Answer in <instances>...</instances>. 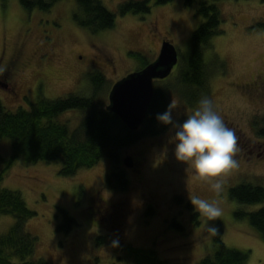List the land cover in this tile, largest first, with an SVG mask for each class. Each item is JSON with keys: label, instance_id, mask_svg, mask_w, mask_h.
Masks as SVG:
<instances>
[{"label": "rangeland", "instance_id": "1", "mask_svg": "<svg viewBox=\"0 0 264 264\" xmlns=\"http://www.w3.org/2000/svg\"><path fill=\"white\" fill-rule=\"evenodd\" d=\"M101 1L118 12L128 0ZM208 1L218 5L224 21L220 25L223 32L211 39V48L205 51L212 71L211 91L206 96L214 101L225 124L235 130L239 149L235 157L239 167L226 177L223 191L217 194L208 184L191 179L188 165L175 157L171 127L122 149L119 168L129 179L122 191L107 185L113 170L108 157L65 177L59 173V164L28 163L21 156L8 166L0 188L19 191L36 212L26 226L38 237L35 257L49 264H114L122 246L132 245L156 251L165 264H198L216 250L215 236L206 231L210 224L223 231L222 240L228 247L249 252L248 264H264L263 236L248 218L236 216L238 210L250 212L263 204H241L229 193L244 181L264 186V0ZM151 6L148 13L118 14L113 28L92 33L74 19L76 0H61L49 10L29 9L21 0H0V68L13 64L12 85L0 87L2 103L16 110L29 108L41 97L89 96L90 76L100 72L107 91L99 99L106 105L114 83L142 67L131 52L151 62L164 40L178 49L175 72L188 60L192 34L203 21L198 3L156 4L152 0ZM173 78L157 85L168 87ZM0 81H5L1 74ZM170 99L177 105L174 121L183 123L196 106L186 105L174 89ZM84 115L77 109L68 110L56 120L75 128ZM11 156L10 140L0 139V171ZM126 156L134 158V167L123 163ZM190 195L218 201L222 216L207 221L198 215L197 224L192 217L194 208L188 206ZM108 206L113 210L109 214ZM151 207L153 212H148ZM60 209L77 221L68 232L61 228L65 220ZM112 216L121 222L119 233L110 227ZM14 223L13 216H1L0 234ZM100 237H105L101 243ZM114 240L119 242L117 247H113Z\"/></svg>", "mask_w": 264, "mask_h": 264}, {"label": "trees", "instance_id": "2", "mask_svg": "<svg viewBox=\"0 0 264 264\" xmlns=\"http://www.w3.org/2000/svg\"><path fill=\"white\" fill-rule=\"evenodd\" d=\"M61 0H21L29 9L39 8L49 10ZM173 0H155L156 4H167ZM78 9L74 13L76 22L92 33L113 28L118 14L148 13L151 11L152 0H128L121 3L118 12L109 10L101 0H76ZM198 3L197 12L203 17L201 24L191 37V52L188 60L180 65L167 79L154 82V95L143 124L137 130L129 129L121 118L109 111L100 94L106 93L107 81L104 74L97 72L90 76L92 91L89 96L74 93L64 97L49 100L39 98L29 108L18 107L10 110L0 99V139L10 140L12 156L8 164L0 171V184L4 180L8 166L19 157L28 163L40 161L56 163L61 166L59 173L65 177L74 176L80 169L93 167L103 157H108L113 170L107 178V185L112 189L126 190L129 179L125 171L119 168L122 162V149L131 146L144 137L159 136L169 130L171 125H165L156 119L158 113H163L171 102V89L177 91L180 99L190 107H195L202 96L211 91L212 71L205 60V51L211 48V39L223 32L220 29L224 16L214 2L208 0H186L192 6ZM145 67L149 61L138 52H131ZM140 68V69H141ZM174 77L168 87L157 85ZM106 90V91H105ZM85 112L75 128L69 123L56 120L68 110ZM263 131V130H262ZM261 131V132H262ZM230 197L241 204L263 205L257 210L246 212L238 210V218H248L264 238V186L248 181L230 189ZM182 200L181 197H178ZM190 208H194L188 202ZM65 220L61 227L67 232L77 223L68 211L60 209ZM148 212H153L152 207ZM11 215L15 223L8 232L0 234V264H49L45 258L35 257L39 244L38 237L30 233L27 222L36 216L19 191L0 188V217ZM199 213L194 212L193 220ZM180 229L183 226L174 221ZM222 230L215 235L216 250L205 256L198 264H248L249 252L228 247L222 240ZM105 237H100L103 242ZM114 264H165L157 252L152 249L125 245Z\"/></svg>", "mask_w": 264, "mask_h": 264}, {"label": "clouds", "instance_id": "3", "mask_svg": "<svg viewBox=\"0 0 264 264\" xmlns=\"http://www.w3.org/2000/svg\"><path fill=\"white\" fill-rule=\"evenodd\" d=\"M176 108L175 100H171L167 109L156 115V119L171 125L170 130H174L171 140L175 143V157L178 162L188 165L187 170L192 171L191 179L208 184L212 191L219 194L223 191L226 177L239 167L235 159L239 151L236 132L225 124L215 109L214 101L208 96L199 99L183 123L173 119ZM189 199L194 211L207 221H216L223 214L218 201L209 202L195 195H190ZM206 231L215 236L219 228L208 224ZM118 244V240L113 241V247Z\"/></svg>", "mask_w": 264, "mask_h": 264}, {"label": "water", "instance_id": "4", "mask_svg": "<svg viewBox=\"0 0 264 264\" xmlns=\"http://www.w3.org/2000/svg\"><path fill=\"white\" fill-rule=\"evenodd\" d=\"M178 61V49L171 41L164 40L155 60L114 83L106 108L116 113L129 129H139L154 95V81L169 77ZM123 163L133 167V157L126 156Z\"/></svg>", "mask_w": 264, "mask_h": 264}, {"label": "flooded vegetation", "instance_id": "5", "mask_svg": "<svg viewBox=\"0 0 264 264\" xmlns=\"http://www.w3.org/2000/svg\"><path fill=\"white\" fill-rule=\"evenodd\" d=\"M12 67H13V64H12V66H11V64L10 65H8V66H6V67H3V68H0V74L4 77V79H5V81H3V82H1L0 81V87L3 89V88H10V86L12 85V83H13V72H12ZM134 159V158H133ZM134 167V166H133ZM91 202H92V200H91ZM111 206V205H110ZM110 206H108L109 207V210L108 209H106V210H108V214H109V212L110 211H112L113 212V210L110 208ZM112 207V206H111ZM106 208V207H105ZM92 213V212H91ZM90 214V213H89ZM120 215V213H119V211H118V216ZM115 216H116V214H115ZM115 216L113 217H111V221H112V223L110 224V227L116 232V233H119V229H120V226H121V222H116V221H114L116 218H115ZM102 220V219H101Z\"/></svg>", "mask_w": 264, "mask_h": 264}]
</instances>
